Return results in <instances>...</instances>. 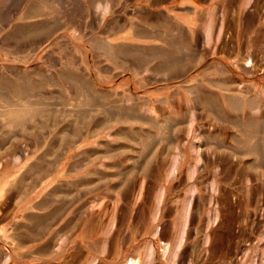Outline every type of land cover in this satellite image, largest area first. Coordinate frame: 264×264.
<instances>
[{
  "label": "rangeland",
  "instance_id": "374dc122",
  "mask_svg": "<svg viewBox=\"0 0 264 264\" xmlns=\"http://www.w3.org/2000/svg\"><path fill=\"white\" fill-rule=\"evenodd\" d=\"M0 264H264V0H0Z\"/></svg>",
  "mask_w": 264,
  "mask_h": 264
}]
</instances>
